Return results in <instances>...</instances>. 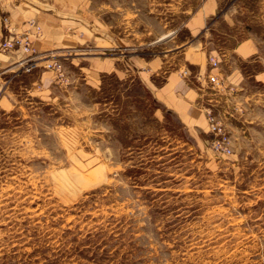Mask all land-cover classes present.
Here are the masks:
<instances>
[{"label": "rangeland", "instance_id": "1", "mask_svg": "<svg viewBox=\"0 0 264 264\" xmlns=\"http://www.w3.org/2000/svg\"><path fill=\"white\" fill-rule=\"evenodd\" d=\"M221 2L213 34L160 40L201 0H136L126 11L95 0L65 27L71 48L40 49L43 31L37 66L0 51V264H264V0ZM6 16L19 27L4 12L3 35ZM243 38L259 58L231 52ZM206 39L222 85L206 83L204 123L190 124L156 100L150 78L188 76ZM54 60L62 75L46 66ZM209 106L230 153L213 145Z\"/></svg>", "mask_w": 264, "mask_h": 264}, {"label": "crops", "instance_id": "2", "mask_svg": "<svg viewBox=\"0 0 264 264\" xmlns=\"http://www.w3.org/2000/svg\"><path fill=\"white\" fill-rule=\"evenodd\" d=\"M94 1L95 0H0V41L4 36L1 26V14L8 12L15 23L19 26V29L26 26L25 22L27 18L39 16L42 19L44 36L41 38L42 40L39 41L40 49L50 51L51 54H55L56 52H59L58 50L71 48L74 44L70 41H72V39L75 41L76 39L66 36L65 27L73 26L71 21H75L73 18H75V14H77L82 5L85 4L86 7H89ZM118 1V8L120 9L123 5L124 11H126V4L136 2V0ZM221 3V0H201L200 5L193 10L191 15L187 17L182 25L177 26L175 29L173 27L168 28L167 26L169 23L165 22L164 26L167 28L159 33L161 35L160 40L167 38L165 42L172 41L170 40L172 35L179 34V31L183 28H187L191 36L206 35L208 31L213 34L215 28L210 26L211 21L215 19L214 22H216V17L219 15V11L221 9ZM149 11L151 12L152 9ZM135 14H138V12L135 11L134 15ZM61 17H64L63 20H65V22L58 21L61 20ZM165 18L167 19L166 16ZM213 25H216V23ZM212 42V39L200 41L195 55H193L185 64L187 74L188 76H191L190 78H187L188 76H183V74H179L175 71H165V81L162 85H158L156 82L159 76L158 73H156V81L153 76V78H150V88L156 100L164 102L167 108L172 109L174 112H178L182 117L186 118L189 123L191 122L190 124H199L203 121L202 118L204 119V115L201 109L198 108L199 98H205V91L209 94V96H211L212 93L209 92L211 90L206 86V83L210 84L207 81V76L210 73L218 74L220 72L219 69L216 68L209 69L205 63L209 56H219L217 52L218 49L210 46ZM186 43V41L179 42V44H176L175 49L182 48ZM257 50V43L253 38H243L237 41L235 47L232 51H230L233 52L239 59L248 61L259 58L257 57L258 55H256ZM228 55L229 54L227 53V56ZM115 60V62H112L113 67L117 66L118 60ZM24 63V61L20 62L22 65ZM158 63L160 64L159 67H162L164 65L163 59L155 61V64ZM236 67L237 66H233L229 72L226 71L227 74L225 75L229 81L230 78L237 79L239 71ZM203 76H206V81H204L205 83L201 82V77ZM192 77H196L198 86L194 84ZM257 77L259 80H264V71L257 75ZM201 85L204 88V92L202 94L200 91Z\"/></svg>", "mask_w": 264, "mask_h": 264}, {"label": "built area", "instance_id": "3", "mask_svg": "<svg viewBox=\"0 0 264 264\" xmlns=\"http://www.w3.org/2000/svg\"><path fill=\"white\" fill-rule=\"evenodd\" d=\"M25 27L19 29V27L12 25L11 20H9L8 16L4 19V27L7 29L5 35L2 37L0 41V51H16L22 50L24 53L28 54L27 58H24V62L27 64H33V66H37L38 64H34V53H37V47L35 46V42L43 36V28L40 21L31 17L26 20ZM211 65L213 68H218L220 61L212 57L210 59ZM24 63V64H25ZM51 70L55 71L57 74L62 75L63 66L58 61H51L46 65ZM186 73V72H185ZM221 77L218 74H209L207 76V81L212 84L214 87L221 86L220 82ZM207 110V121L210 126V131L212 134L216 136L213 145L221 149L224 153H230L232 148L230 146L229 138L223 134L222 127L216 122L215 117L213 115L212 108H208Z\"/></svg>", "mask_w": 264, "mask_h": 264}]
</instances>
